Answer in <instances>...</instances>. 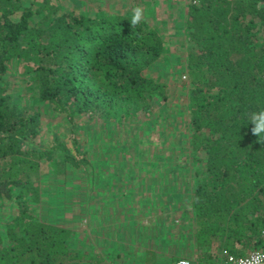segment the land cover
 <instances>
[{"label":"trees","instance_id":"1","mask_svg":"<svg viewBox=\"0 0 264 264\" xmlns=\"http://www.w3.org/2000/svg\"><path fill=\"white\" fill-rule=\"evenodd\" d=\"M59 1L0 0V264L264 252V0H171L168 35L155 4L132 27L130 2ZM66 198L88 233L46 203Z\"/></svg>","mask_w":264,"mask_h":264},{"label":"rangeland","instance_id":"2","mask_svg":"<svg viewBox=\"0 0 264 264\" xmlns=\"http://www.w3.org/2000/svg\"><path fill=\"white\" fill-rule=\"evenodd\" d=\"M64 1L65 0H60L59 2L60 3H64ZM72 1L75 2V3L80 2L79 0H72ZM147 1H149V3H147ZM170 1L171 0H151V2H150V0H109L108 1V5H110V6L113 7L114 4H123L124 5V4H127V3L130 2L129 4L132 3V5H135V7H137V6H142L143 7V5L146 6V5L155 4L156 5V7H155L156 10L155 11H151L150 14L147 15L146 17L148 19H150V22H152V23H155V24H158L159 23L160 26H162V25L163 26H166L167 30H163V29L162 30L164 31V35H165V33L168 35V32L171 31L173 29V27H176V25L173 26L172 23H169L170 22V19H173V17H171L172 16L171 15V12H169L168 9H167V7L170 5V3H169ZM129 4L127 5L128 7H130ZM179 7L182 8L181 5L180 6L177 5V8H179ZM176 10L179 11L180 9H176ZM173 42L174 43H170L169 45H166L165 48H164L165 58H167L168 55H169V57L167 59H169L172 56L174 57L175 56V55H173L174 52H182L181 45H179L175 41H173ZM180 57H181V55H178L177 56V59H179ZM168 64H171V63H168ZM77 119L80 120L82 118L77 116ZM94 121H96V123H95L96 125L97 124H100V122H101V120H99V119H95ZM115 123H116V121H115ZM97 127H98V125H97ZM67 129H68V127L65 126V125H63V124L59 127V131L62 134L61 135L62 138H65L63 136V135H65L63 132L65 130L68 132ZM75 134H79L78 131L75 132ZM72 135H74L73 134V131H72V134L69 135V136L71 137ZM158 136H160V134L158 135L157 132L151 131L150 133L143 134V136H141L139 138H142L144 140L143 143L145 144V147H146V145H149V144L150 145L156 144L157 143V140H158ZM68 137H66L67 140L69 139ZM80 141H81L80 143L82 144V141H84V139L83 138H80ZM67 151H71L74 155L77 154L76 153V150H75V147H73V143H70V142H68V144H67ZM129 151H131V152H129V157L131 159L135 160V162L136 161H138V162L139 161H143V159L141 160L136 155L133 156L134 154L137 153V151H138V154H142L143 157L145 155H146V157H150V155H151L145 149L143 151H141L139 148H137L134 152H133V150H129ZM141 172H144V171H141ZM44 196H46L45 198H48V194H46ZM72 199L73 198H71V199H67L66 198L65 200L60 201V202H58V201L56 202V200L55 201L54 200H52V201L48 200V201H46V203H48L47 205L55 206V208H57L58 211H59V209L61 210L64 207L65 214L63 213L62 214V217H61L62 220H63V222L65 224H67L68 226H71L72 228H74V230H76L78 232H84V231H86V233H88L89 232V227H88V223L87 222H88L89 216L88 215H80L79 212H78V209H79L80 205L79 206H74L73 203H72ZM60 212L62 213V211H60ZM78 215H79V217L82 216L81 217V221H79V226L76 225L78 223V221H77V219H75V217L77 218ZM52 216L54 217L56 215L52 214ZM139 218L142 219V220H145V221L150 222L151 220L154 219L153 218V212L146 213V214L144 213V215L141 214ZM188 228H190V227L188 226ZM102 236L103 235H99V238H101ZM100 247H102V244L101 243H100ZM249 251H250L249 248H246V250H243V252L245 254H247ZM191 264H194V263H191ZM219 264H228V263H226L225 260H220L219 261Z\"/></svg>","mask_w":264,"mask_h":264},{"label":"clouds","instance_id":"3","mask_svg":"<svg viewBox=\"0 0 264 264\" xmlns=\"http://www.w3.org/2000/svg\"><path fill=\"white\" fill-rule=\"evenodd\" d=\"M132 11H133V15L130 19V24L132 27H135L144 18V9L142 6H137ZM250 121L252 124V128H251L252 134L257 136L261 143H264V139H261L262 134H264V110L253 112L250 117ZM181 258H186V257H181ZM188 259H190L191 263L195 262L194 259H191V258H188ZM226 263L230 264L229 262H226ZM180 264H187V261L182 260Z\"/></svg>","mask_w":264,"mask_h":264},{"label":"built area","instance_id":"4","mask_svg":"<svg viewBox=\"0 0 264 264\" xmlns=\"http://www.w3.org/2000/svg\"><path fill=\"white\" fill-rule=\"evenodd\" d=\"M226 255V262L230 264H264V252L259 249H252L247 254L234 256L227 251H223ZM187 261V264H190V259L180 258L177 259L174 264H180L181 261Z\"/></svg>","mask_w":264,"mask_h":264},{"label":"crops","instance_id":"5","mask_svg":"<svg viewBox=\"0 0 264 264\" xmlns=\"http://www.w3.org/2000/svg\"><path fill=\"white\" fill-rule=\"evenodd\" d=\"M194 264H196V262H193Z\"/></svg>","mask_w":264,"mask_h":264}]
</instances>
